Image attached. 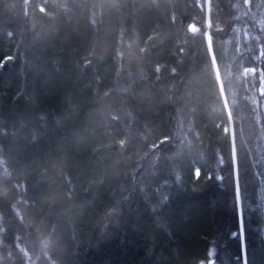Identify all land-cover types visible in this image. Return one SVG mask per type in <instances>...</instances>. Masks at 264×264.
<instances>
[{"label":"trees","instance_id":"16d2710c","mask_svg":"<svg viewBox=\"0 0 264 264\" xmlns=\"http://www.w3.org/2000/svg\"><path fill=\"white\" fill-rule=\"evenodd\" d=\"M0 264H264V0H0Z\"/></svg>","mask_w":264,"mask_h":264}]
</instances>
